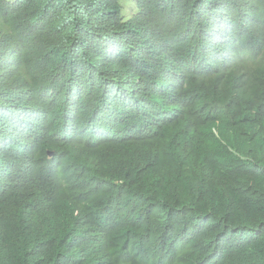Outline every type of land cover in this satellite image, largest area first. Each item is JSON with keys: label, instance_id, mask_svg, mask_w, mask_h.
Listing matches in <instances>:
<instances>
[{"label": "trees", "instance_id": "16d2710c", "mask_svg": "<svg viewBox=\"0 0 264 264\" xmlns=\"http://www.w3.org/2000/svg\"><path fill=\"white\" fill-rule=\"evenodd\" d=\"M132 3L0 0V264H264V0Z\"/></svg>", "mask_w": 264, "mask_h": 264}, {"label": "clouds", "instance_id": "9594fccd", "mask_svg": "<svg viewBox=\"0 0 264 264\" xmlns=\"http://www.w3.org/2000/svg\"><path fill=\"white\" fill-rule=\"evenodd\" d=\"M214 136L219 140V142L224 145L225 141L218 134L215 127L212 128ZM228 149L236 152L232 147L228 145ZM22 264H61L60 257L55 253H50L46 255L45 252H39L36 255L27 256Z\"/></svg>", "mask_w": 264, "mask_h": 264}, {"label": "rangeland", "instance_id": "374dc122", "mask_svg": "<svg viewBox=\"0 0 264 264\" xmlns=\"http://www.w3.org/2000/svg\"><path fill=\"white\" fill-rule=\"evenodd\" d=\"M121 4H122V14L125 17H128L132 11H133V3L132 0H120Z\"/></svg>", "mask_w": 264, "mask_h": 264}]
</instances>
